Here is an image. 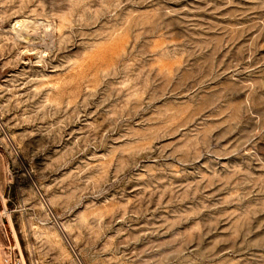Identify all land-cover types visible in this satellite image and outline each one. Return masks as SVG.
I'll return each instance as SVG.
<instances>
[{
  "label": "rangeland",
  "instance_id": "rangeland-1",
  "mask_svg": "<svg viewBox=\"0 0 264 264\" xmlns=\"http://www.w3.org/2000/svg\"><path fill=\"white\" fill-rule=\"evenodd\" d=\"M0 180L26 264H264V0H0Z\"/></svg>",
  "mask_w": 264,
  "mask_h": 264
},
{
  "label": "built area",
  "instance_id": "built-area-1",
  "mask_svg": "<svg viewBox=\"0 0 264 264\" xmlns=\"http://www.w3.org/2000/svg\"><path fill=\"white\" fill-rule=\"evenodd\" d=\"M1 201V198H0ZM7 209L1 207L0 204V225H2L3 218L6 217ZM1 264H26L22 251L18 243L7 242L3 246V254L1 257Z\"/></svg>",
  "mask_w": 264,
  "mask_h": 264
},
{
  "label": "crops",
  "instance_id": "crops-1",
  "mask_svg": "<svg viewBox=\"0 0 264 264\" xmlns=\"http://www.w3.org/2000/svg\"><path fill=\"white\" fill-rule=\"evenodd\" d=\"M0 183H1V180H0ZM0 189H1V185H0ZM0 204L2 206L1 201H0ZM8 241L18 243L17 239L14 238V235L12 233V230L10 229V226L7 224V220H2V225H0V264H1V257L3 254V246Z\"/></svg>",
  "mask_w": 264,
  "mask_h": 264
},
{
  "label": "bare ground",
  "instance_id": "bare-ground-1",
  "mask_svg": "<svg viewBox=\"0 0 264 264\" xmlns=\"http://www.w3.org/2000/svg\"><path fill=\"white\" fill-rule=\"evenodd\" d=\"M171 115H172V114H171ZM171 115H169V116L171 117ZM167 116H168V115H167ZM173 116H174V115H173ZM173 116H172V117H173Z\"/></svg>",
  "mask_w": 264,
  "mask_h": 264
}]
</instances>
